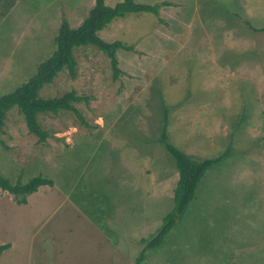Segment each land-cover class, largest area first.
I'll list each match as a JSON object with an SVG mask.
<instances>
[{"label":"rangeland","instance_id":"rangeland-1","mask_svg":"<svg viewBox=\"0 0 264 264\" xmlns=\"http://www.w3.org/2000/svg\"><path fill=\"white\" fill-rule=\"evenodd\" d=\"M94 1L0 0V98L29 80L53 53L61 22L76 28ZM136 1L156 6V13L161 8L157 1ZM163 1L170 3L165 28L156 13H140L138 20L118 18L98 32L105 41L130 47L117 51L115 76L103 51L92 45L73 49L74 76L61 71L38 95L53 98L74 91L81 100L72 103L75 111L38 114L43 142L28 131L16 107L6 113L0 174L12 183L43 176L54 186L38 187L26 197L27 205L0 189V244H10L0 264H102L106 256V264H133L144 246L138 241H147L173 206L178 172L160 140L163 131L194 160L214 161L175 226L145 252L141 264H264V81L261 88L258 82L264 67L261 74L246 76L236 66L237 53L246 48L238 39L249 40L253 50L245 62L264 52V34L254 36L249 29L264 24V0H245L257 6L249 11L256 19L239 20H228L231 12L223 5L241 0H197L199 14L201 4L211 7L202 22L216 29L214 57L237 55L232 76L211 79L223 87L218 96L225 106L205 103L218 98L208 82L192 87V78L199 77L188 59L170 66V72L156 65L166 49L162 45H168L164 38L171 33L170 40L177 39L174 0ZM227 21L234 23L227 26L233 33L228 43L221 35ZM194 41L191 37L189 43ZM102 238L113 247L106 248Z\"/></svg>","mask_w":264,"mask_h":264},{"label":"trees","instance_id":"trees-1","mask_svg":"<svg viewBox=\"0 0 264 264\" xmlns=\"http://www.w3.org/2000/svg\"><path fill=\"white\" fill-rule=\"evenodd\" d=\"M145 12L156 13V6L139 3L136 0H122L113 6H108L104 0H95L83 22L76 28H71L65 20L62 21L54 38L53 53L39 63L36 73L29 80L0 98V133L6 113L12 107H16L24 116L28 131L43 142L46 133L37 122L38 114L75 111L72 103L81 100V98L74 91L66 92L60 97L44 98L38 95L39 90L45 84L51 83L63 70H67L74 76L76 61L73 49L82 45H92L106 53L115 76L119 71L117 51L129 50L130 47L117 40L105 41L98 35V32L115 19ZM160 140L172 155L178 172V179L173 189V206L162 218L155 233L147 241L141 240L140 243L144 246L134 259L133 264H141L145 252L163 242L166 235L175 226L178 217L193 200L201 178L214 161V159L194 160L170 143L165 131L161 133ZM42 185L52 186L53 181L43 176H34L24 183L18 181L12 183L0 174V189L16 197L18 204H25L26 197ZM9 247V243L0 244V255Z\"/></svg>","mask_w":264,"mask_h":264},{"label":"crops","instance_id":"crops-1","mask_svg":"<svg viewBox=\"0 0 264 264\" xmlns=\"http://www.w3.org/2000/svg\"><path fill=\"white\" fill-rule=\"evenodd\" d=\"M152 1H157L156 2L157 4L159 3L161 4L160 9H159V6H157L158 12L156 14H153V13L152 14L153 16L157 15L156 16L157 20L162 21V22L159 21L158 25L159 26L163 25V28H165L164 22L169 21V17H170V12L169 13L167 12L168 11L167 7L169 6L170 3L166 4V2L163 0H152ZM173 4H174V7L172 10V17H173V21L176 24V29L174 33L176 35H173V38L176 37L177 39H176V43L171 41L170 40L172 38L171 33H170V37L168 38H164V36H162V38H164L166 41L168 40V45H165V44L162 45L164 48H166L165 50L162 51L163 53L162 58H161L162 62H160V64H158L157 62L156 64V65L161 66L162 71H168V69H170L169 68L170 66L176 67L177 63H179L178 61L181 59L183 60L188 59L189 64L192 65L193 67V73L197 74V76L199 77L198 81L196 78L195 79L192 78V84H193L192 87L194 88L196 87V89L199 87L203 88L204 85L202 82L206 81V83L207 82L209 83V88H210L209 90L210 91L215 90V93L217 94V96L219 95V90L222 91L224 89L220 84L217 83V81L212 82L211 79L215 75H219V76L223 75L226 81V78L228 77L227 74H230V76H232L234 74V70L231 68V66L235 64L234 62L235 56L237 55L239 56V58L236 61V66H239L238 69L240 70L238 73L239 75L246 74L247 76L248 74H251V75L261 74L262 68L264 67L263 63L261 62V57L264 56V52L261 54V57L259 54L258 58L254 59V62H245L246 60H251L250 56L253 55L252 54L253 50L249 49V46H251V44H247L249 40L245 38H242L241 40L238 39L242 44H245V47H246L244 49H240L239 54L237 53L236 55L235 52H232L229 60L224 59V56L226 54L225 52L217 53V56L214 57L213 41H214V37L217 38L218 36L217 34L214 35L216 32V29H214L213 27L206 28L204 23L202 22V19H205V17L206 18L210 17L209 11L211 7L207 6V4H201L202 12L201 14H199L197 0H193L191 5L185 4L184 1L182 0H174ZM223 6L224 8H226L232 13V14L231 13L226 14V18L228 20L235 19V18L239 20V16L245 17V18L251 17V18L256 19V16L251 15L249 11L257 8V6L256 5L250 6V3L246 2L245 0H241V2H236V3L233 1V5H229L228 3H225ZM145 13H150V12H145ZM139 15L140 14H133V15H128V16L135 17L134 19L138 20L140 18ZM233 24H234L233 22L227 21V24L223 25V27L225 26L226 28L224 30H221L222 31L221 35L226 38L227 43L230 41L229 39L233 38L232 29L228 28L227 26L233 25ZM249 27H250L249 29L252 31L254 36L257 34H264V24H260L259 26H254V27L249 26ZM191 37H194L195 41L192 43H189L191 40ZM255 41L258 42V38H255ZM227 43L225 42L226 47L228 46ZM188 45H191L190 49L187 48ZM245 63L246 65H253V66L240 68V66H244ZM255 67L257 68V71L250 69V68H255ZM207 77H211L209 81H207ZM263 81H264V78H258L260 88L263 85L262 84ZM252 83H255L254 79H252ZM262 89L264 90V87H262ZM211 97H214V96H211ZM223 100H224V97L218 96V98L216 99H207L205 103L211 106H215V105L225 106L222 103ZM238 113L239 111L238 112L236 111V114ZM109 134H111V136H117V134H112L111 131L109 132ZM112 138L114 140L117 137L116 138L112 137ZM113 142L116 143V140H114ZM123 146L125 145L123 144ZM129 147H131L134 150L132 146H129ZM126 154H131V153L126 152ZM127 157L131 158L132 155H128ZM133 170L134 168L130 169L131 172H133ZM140 174H141V166H140ZM52 186H54V184ZM37 190L29 194L28 196L36 193ZM24 205H27V201ZM76 214L78 213L76 212ZM82 220H83L82 222L88 223V221H86L85 219H82ZM102 239L104 240V245L106 246V248H109V246L110 248L113 247V244L110 243L109 240H107L106 238H102ZM101 243L102 242H97V244L99 245ZM138 243L140 242L138 241ZM108 257L109 256H106L103 258L104 262L102 264H106ZM107 264H111V262H108Z\"/></svg>","mask_w":264,"mask_h":264}]
</instances>
